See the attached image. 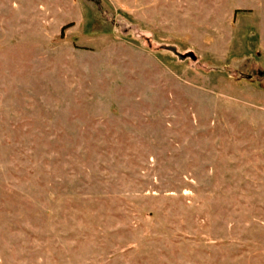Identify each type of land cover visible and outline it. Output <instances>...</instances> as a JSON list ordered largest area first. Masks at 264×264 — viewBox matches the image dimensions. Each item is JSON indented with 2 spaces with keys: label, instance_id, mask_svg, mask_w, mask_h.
<instances>
[{
  "label": "rangeland",
  "instance_id": "obj_1",
  "mask_svg": "<svg viewBox=\"0 0 264 264\" xmlns=\"http://www.w3.org/2000/svg\"><path fill=\"white\" fill-rule=\"evenodd\" d=\"M0 264H264V0H0Z\"/></svg>",
  "mask_w": 264,
  "mask_h": 264
},
{
  "label": "trees",
  "instance_id": "obj_2",
  "mask_svg": "<svg viewBox=\"0 0 264 264\" xmlns=\"http://www.w3.org/2000/svg\"><path fill=\"white\" fill-rule=\"evenodd\" d=\"M96 17L99 19V21L100 22H102V18H101V16H99V15H96ZM103 23V22H102ZM99 24V23H98ZM179 56L180 57H182V56H184V55H181V54H179ZM246 79H253L256 75H254V74H252L251 72L249 73V72H246Z\"/></svg>",
  "mask_w": 264,
  "mask_h": 264
}]
</instances>
